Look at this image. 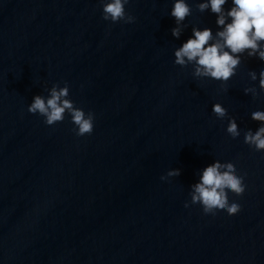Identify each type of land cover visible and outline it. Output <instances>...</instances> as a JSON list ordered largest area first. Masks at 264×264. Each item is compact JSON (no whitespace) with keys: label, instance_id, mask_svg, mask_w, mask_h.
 Here are the masks:
<instances>
[{"label":"water","instance_id":"water-1","mask_svg":"<svg viewBox=\"0 0 264 264\" xmlns=\"http://www.w3.org/2000/svg\"><path fill=\"white\" fill-rule=\"evenodd\" d=\"M187 2L176 40L173 0H130L131 24L104 21L101 0H0V264H264V152L243 142L264 110L251 81L264 64L242 57L224 85L175 65L193 27L217 30L202 0ZM65 82L95 116L91 135L77 137L67 114L49 127L27 111ZM214 160L244 177L245 193L229 194L235 216L191 204Z\"/></svg>","mask_w":264,"mask_h":264},{"label":"clouds","instance_id":"clouds-1","mask_svg":"<svg viewBox=\"0 0 264 264\" xmlns=\"http://www.w3.org/2000/svg\"><path fill=\"white\" fill-rule=\"evenodd\" d=\"M130 0H101L102 19L111 24L123 22L131 24L135 17L126 12ZM230 5L229 7H225ZM200 13L209 12L215 16L216 31L212 28L193 27L191 35L173 51V63L181 68L193 65V76L226 84L236 74L242 57L256 59L264 64V0H202L196 4ZM192 7L187 0H173L169 16L174 19L175 26L171 36L179 40L185 20L191 16ZM254 85L258 82L264 92V70L251 73ZM47 96L34 95L27 107L29 114L43 117L46 126L62 123L65 115L70 116L73 132L77 137L91 135L94 130V114L85 112L75 106L70 99L67 82L63 87L53 84L46 89ZM245 96L258 95L256 88L246 89ZM212 113L223 120L227 110L219 103L212 105ZM250 119L259 123L255 132L247 130L243 142L256 152H264V110L251 113ZM226 133L232 140H239L241 133L234 118H229ZM181 175L180 169H173L161 176L162 181ZM246 191L244 177L237 173L233 163H221L214 160L205 166L199 174V181L191 185V204H199L205 215L226 213L237 215L241 207L230 202L229 194L242 196ZM185 208L189 207L185 203Z\"/></svg>","mask_w":264,"mask_h":264}]
</instances>
